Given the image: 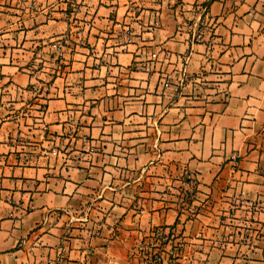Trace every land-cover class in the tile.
I'll return each mask as SVG.
<instances>
[{
	"label": "crops",
	"instance_id": "1",
	"mask_svg": "<svg viewBox=\"0 0 264 264\" xmlns=\"http://www.w3.org/2000/svg\"><path fill=\"white\" fill-rule=\"evenodd\" d=\"M1 4L0 264H264V0Z\"/></svg>",
	"mask_w": 264,
	"mask_h": 264
},
{
	"label": "rangeland",
	"instance_id": "2",
	"mask_svg": "<svg viewBox=\"0 0 264 264\" xmlns=\"http://www.w3.org/2000/svg\"><path fill=\"white\" fill-rule=\"evenodd\" d=\"M29 6L32 9L35 8V4L34 3H31ZM4 8H6V9H4ZM1 9H4V11H6V15H8V11L9 10H8V7H6V5L1 4L0 10ZM75 9H77V8L75 7ZM6 20L8 21V18H6ZM199 35H200V33L194 34V39L198 40L197 38L199 37ZM59 42H60V40H59ZM61 47H62V45L60 43L56 46L58 52L61 50Z\"/></svg>",
	"mask_w": 264,
	"mask_h": 264
},
{
	"label": "built area",
	"instance_id": "3",
	"mask_svg": "<svg viewBox=\"0 0 264 264\" xmlns=\"http://www.w3.org/2000/svg\"><path fill=\"white\" fill-rule=\"evenodd\" d=\"M200 38V35H199V37L197 38V39H199ZM156 238L157 239H161V237L159 236V235H156ZM152 258H153V261L155 262V263H159V261H158V257L156 256V254L154 255H152Z\"/></svg>",
	"mask_w": 264,
	"mask_h": 264
}]
</instances>
